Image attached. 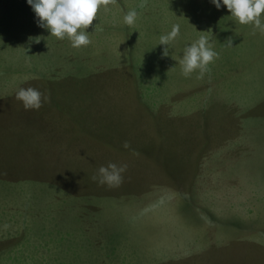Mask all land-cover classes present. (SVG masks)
<instances>
[{
  "label": "rangeland",
  "instance_id": "374dc122",
  "mask_svg": "<svg viewBox=\"0 0 264 264\" xmlns=\"http://www.w3.org/2000/svg\"><path fill=\"white\" fill-rule=\"evenodd\" d=\"M141 3L101 7L73 48L0 0V264H264V35L222 0ZM200 36L218 57L186 78Z\"/></svg>",
  "mask_w": 264,
  "mask_h": 264
},
{
  "label": "clouds",
  "instance_id": "9594fccd",
  "mask_svg": "<svg viewBox=\"0 0 264 264\" xmlns=\"http://www.w3.org/2000/svg\"><path fill=\"white\" fill-rule=\"evenodd\" d=\"M116 0H27L37 17V24L49 31L50 35L59 40L67 38L71 47H87L91 40L86 34V29L92 25L101 7L105 10L114 4ZM217 9L221 8V0H211ZM233 19L241 25H253L252 34L257 31L264 35V22L261 20L264 14V0H222ZM146 6V0H142L140 7ZM138 13L135 9L129 10L123 17V22L129 26L133 25ZM180 35V26L173 25L171 31L159 38L160 45H164L162 58L169 56V45ZM39 43L41 37L29 38ZM228 46H232V39H227ZM218 57V53L212 50L208 39L200 36L196 41L186 46L183 50L182 59L178 61L184 77H190L193 72L199 70L197 78H202L208 71V65ZM16 99L23 103L25 110H39L42 107V93L35 88H20L16 92ZM129 147L127 141L123 145ZM127 165L118 166L109 163L106 167L98 169V182L108 187H119L123 181L122 173ZM97 180V176L93 177ZM7 225H5V228Z\"/></svg>",
  "mask_w": 264,
  "mask_h": 264
}]
</instances>
